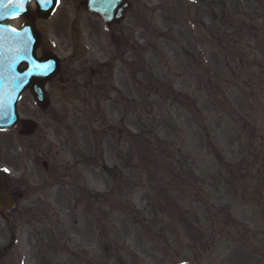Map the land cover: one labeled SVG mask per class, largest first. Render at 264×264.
<instances>
[{
  "label": "rangeland",
  "instance_id": "374dc122",
  "mask_svg": "<svg viewBox=\"0 0 264 264\" xmlns=\"http://www.w3.org/2000/svg\"><path fill=\"white\" fill-rule=\"evenodd\" d=\"M80 1L59 0L37 23L38 55L53 45L64 72L48 109L29 92L19 103L36 131H0V168L22 193L0 220V264H264V0H131L110 33ZM113 40L111 86L93 76L97 89H83L90 70L116 62ZM124 116L127 130L175 148V174L128 165ZM103 165L135 177L138 218L84 200L114 187Z\"/></svg>",
  "mask_w": 264,
  "mask_h": 264
},
{
  "label": "water",
  "instance_id": "95a60500",
  "mask_svg": "<svg viewBox=\"0 0 264 264\" xmlns=\"http://www.w3.org/2000/svg\"><path fill=\"white\" fill-rule=\"evenodd\" d=\"M29 0H0V129H9L19 122L16 105L21 94L30 89L38 106L46 109L48 96L45 84L59 71L56 57L39 60L35 50L39 41L32 24V14L27 8ZM41 16L46 17L56 7V0H36ZM80 5L90 14L98 16L110 29L112 24L124 21L131 5L127 0H84ZM26 15L27 23L20 30L2 24L8 18ZM27 68L20 71V66ZM23 134L35 131L36 124L24 121ZM6 179L0 173V205L8 201Z\"/></svg>",
  "mask_w": 264,
  "mask_h": 264
},
{
  "label": "trees",
  "instance_id": "16d2710c",
  "mask_svg": "<svg viewBox=\"0 0 264 264\" xmlns=\"http://www.w3.org/2000/svg\"><path fill=\"white\" fill-rule=\"evenodd\" d=\"M123 121L124 119L122 120V124ZM122 137L124 139L123 141H125L128 145V165L131 166L134 170H137L139 174L141 165H144V167L148 170L153 168L154 170L152 173H154L155 171L156 175L158 176H161V174H163L162 179H164L165 174L167 172H170V174H175L174 170H172L171 162L175 155L174 147L166 143H163L165 144V148H162L161 145L157 147L152 144L150 140H148V135H139L137 133H131L126 129H122ZM107 171L114 182V187L110 190V192L98 193L89 191L86 197L91 196L93 199H95L96 203L108 202L111 207H115L116 209L121 211L122 214H125L131 218H138L141 213L134 207L132 201L129 200V191H131L132 187H137V185L134 183L136 181L134 180L135 177L127 175V173L123 169L121 171L117 167L108 169ZM158 176L157 178H160ZM153 177L156 176L153 175ZM153 189L154 188L150 187L151 191H153ZM154 193L155 194L152 195V205L154 209H156V214L162 215L161 212L165 211L167 207H170V203L167 202L168 197L164 195L162 197L161 190H159V193ZM145 221L147 224L153 222L152 220L147 219H145ZM176 228L181 229L180 226ZM42 248L46 249L49 247L46 246L45 243H43ZM58 250L59 249H57V251ZM44 251L48 252V249Z\"/></svg>",
  "mask_w": 264,
  "mask_h": 264
},
{
  "label": "flooded vegetation",
  "instance_id": "af4514ba",
  "mask_svg": "<svg viewBox=\"0 0 264 264\" xmlns=\"http://www.w3.org/2000/svg\"><path fill=\"white\" fill-rule=\"evenodd\" d=\"M39 21H44V20L38 18V16L36 15V25ZM48 52H49V50L44 51V54H46ZM8 192L10 195L18 193V196L19 197L21 196L20 192H18V185L14 184L13 181L9 178H8ZM12 217H13V213H12V210L9 206L6 209L0 208V220L9 221Z\"/></svg>",
  "mask_w": 264,
  "mask_h": 264
}]
</instances>
